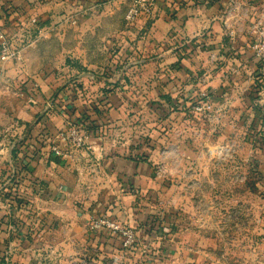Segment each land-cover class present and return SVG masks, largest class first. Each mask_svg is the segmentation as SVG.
<instances>
[{"label":"crops","instance_id":"1","mask_svg":"<svg viewBox=\"0 0 264 264\" xmlns=\"http://www.w3.org/2000/svg\"><path fill=\"white\" fill-rule=\"evenodd\" d=\"M131 1L2 0L9 31L37 18L38 27L74 34L39 38L20 64L5 65L12 67L7 75L28 82L21 95L42 111L26 110L35 119L15 146L22 156L16 168L28 170L19 191L30 203L18 209L0 193V264H52L53 254L65 251L92 254L101 264L125 257L119 236L90 229L104 215L136 231L140 245L128 257L144 264H218L208 225L189 226L198 202L185 191V158L197 155L190 144L203 133L207 144L215 136L241 140L264 176V63L251 48V25L264 15V0H157L153 16L127 25ZM56 69L76 74L61 87ZM113 79L118 83L109 84ZM202 92L213 119L192 110ZM73 124L88 135L86 146L70 145L69 159L55 156L52 144ZM160 165L169 176L156 177ZM197 184L214 185L209 177Z\"/></svg>","mask_w":264,"mask_h":264},{"label":"rangeland","instance_id":"2","mask_svg":"<svg viewBox=\"0 0 264 264\" xmlns=\"http://www.w3.org/2000/svg\"><path fill=\"white\" fill-rule=\"evenodd\" d=\"M125 22L127 23L126 19ZM37 25L27 22L18 31L17 29L15 31L6 29L13 48L19 49L21 58L23 50L31 48L30 46L34 45L39 38L58 39L63 36L64 31L70 37L74 34V30H59L53 24L41 27ZM70 32L72 33L70 34ZM20 62L21 59H3L0 53V187L6 182L8 184L11 183L15 175L14 171L17 169L16 167L22 162L20 149L15 146L18 147L23 141L27 128H29V120L33 122L35 119L33 115L27 114L26 110L30 109L32 112H39V115L42 111V108H38L37 111L33 110L34 105L27 102L21 95L24 92L23 87L28 82H19V79L15 76L7 75L8 70L12 67H5V65L9 63L15 66L20 64ZM59 62L62 63V60ZM73 74H76V72L56 69L54 79L58 80V85L62 87L66 80L70 79L69 76ZM210 103L212 106V102ZM193 112L196 111L193 110ZM198 114H201L203 118L211 119L213 114H215V110L213 106H206ZM219 123H215L217 125L215 133L218 132ZM73 125L78 126V124ZM76 128L80 132L84 131L83 128ZM67 129L60 133L64 132L66 134L68 132ZM202 131H205V129H201L200 132ZM58 138L59 141L56 140L53 144L59 145L63 150L67 151V148H70V144L65 145L60 140V137ZM215 138L214 142H208L207 144V138L204 137L203 133L198 140L190 144L194 151V154H191L197 155L193 156L192 160L185 158L188 161L184 176L186 181L185 191L188 194L191 193L189 196L192 195V197L198 198V202L192 208L189 226H201L200 229H205L208 225V233H212V237L209 238L213 240L214 246H216L214 260L218 261V264H264V189L259 186L260 181L264 178L263 173L259 175L257 169L256 171L253 169L252 160L254 157L252 154L245 152L246 150L242 148L241 140L233 141L232 139L222 140ZM11 148L15 149L13 155ZM246 148L251 149L252 147L247 145ZM207 169L210 172L214 171V175H207L205 173ZM155 172L158 178L167 177L170 174L168 169L161 165L156 168ZM171 175L175 178V174ZM205 177H209L214 183L207 190L203 187L204 185L201 187H198L199 184L196 185V183L202 182V178L204 179ZM207 193L214 197L211 205L205 203V194ZM220 200H225L227 205H223ZM210 212L213 214L210 215ZM209 218L213 221L212 227L209 224ZM51 261L52 264H101L97 261V258L94 260L92 254H84L82 252L67 253L66 251L61 252V256L58 257L53 254ZM101 261L102 264H143L142 259L131 258L128 255L125 257L120 256L118 259L107 257Z\"/></svg>","mask_w":264,"mask_h":264},{"label":"built area","instance_id":"3","mask_svg":"<svg viewBox=\"0 0 264 264\" xmlns=\"http://www.w3.org/2000/svg\"><path fill=\"white\" fill-rule=\"evenodd\" d=\"M2 0H0L1 6ZM157 0H132L131 4L126 12L125 19L128 24L136 23L141 16L151 17L155 13ZM231 11L225 14L224 21L230 15ZM32 24H38L37 18L31 19ZM73 24H77L74 20ZM6 25L0 18V53L3 59L7 60H20L21 54L19 49H14L6 31ZM234 31H231L232 35ZM251 34L253 36L251 48L253 50L256 59L264 63V15H260L255 19L251 25ZM210 96L206 92L200 93V100L192 106V110L196 113L201 112L206 106H211ZM76 127L82 128L80 125H69L67 133H59L60 140L63 141L65 145H72L76 149H82L86 146L88 141V135L84 131H79ZM52 151L55 156L69 159L72 157L71 153L63 150L59 145H52ZM90 229L92 231H99L102 229H107L113 234L118 235L122 241V251L123 255H129L136 248H139V238L136 231L131 228L124 226L123 224L117 222L108 215H104L98 218H94L90 222ZM118 259V257H115ZM144 264V263H143Z\"/></svg>","mask_w":264,"mask_h":264},{"label":"trees","instance_id":"4","mask_svg":"<svg viewBox=\"0 0 264 264\" xmlns=\"http://www.w3.org/2000/svg\"><path fill=\"white\" fill-rule=\"evenodd\" d=\"M1 7H2V3H1V6H0V9H1ZM108 83L112 84V85H115V84L118 83V81L117 80L114 81V79H113V81H111V82L108 81ZM63 88H65V87H63ZM78 119L80 121H82L81 118L78 117ZM39 121L40 120L37 121V124L39 123ZM21 143H23V141ZM22 169L24 171L23 174H21V172H19V170L16 169V172L14 173L15 174L14 178L11 180L12 181L11 185H8L7 187H5L2 190H0L1 191L0 192L1 193V197L3 199L8 200V202L10 203V205L12 207H17L18 209L19 208H23V207L25 208L26 206H28V204L30 203V200H31L28 195H25L24 193H21V191H19L18 182L22 181L23 179H25V177L27 176V173H28L27 172L28 170H27V168L25 166H22L21 170ZM10 223H13L14 227L21 228V225L25 226V222L23 220H11Z\"/></svg>","mask_w":264,"mask_h":264},{"label":"water","instance_id":"5","mask_svg":"<svg viewBox=\"0 0 264 264\" xmlns=\"http://www.w3.org/2000/svg\"><path fill=\"white\" fill-rule=\"evenodd\" d=\"M220 19L224 20L225 17H221ZM90 76L93 77L92 75H90ZM42 115H43V114H42ZM42 115H41V116H42ZM41 116H40V117H41ZM11 152H12V148H11ZM14 173H15V171H14Z\"/></svg>","mask_w":264,"mask_h":264}]
</instances>
